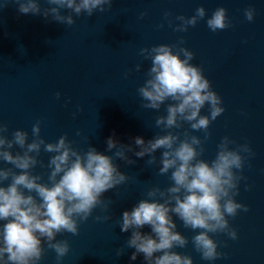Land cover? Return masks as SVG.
<instances>
[{
  "label": "water",
  "instance_id": "95a60500",
  "mask_svg": "<svg viewBox=\"0 0 264 264\" xmlns=\"http://www.w3.org/2000/svg\"><path fill=\"white\" fill-rule=\"evenodd\" d=\"M37 2L42 11L55 7L46 0ZM199 7L206 10L204 20L187 32L173 30L180 23L177 16L191 18ZM220 7L227 10L232 27L213 33L206 20ZM250 7L255 9L252 22L244 15ZM105 8V12L97 11L90 17L74 15L75 24L67 26L42 14H21L15 0H0V123L7 125L6 135L11 139L12 132L22 130L29 134L30 143L33 125L42 121L40 135L47 143L66 135L73 148L82 153L94 147L112 156L115 149L106 151L110 137L118 143L133 144L135 137L147 142L166 134L155 121L166 115L167 103L159 111L142 107L145 101L138 89L148 78L151 61L140 51L178 44L183 39L185 43L179 46L194 54L191 63L202 69L225 109L210 125L201 159L214 160L217 146L226 136L235 141L230 149L248 144L253 155L238 173L245 179L240 181L235 197L249 211L227 217L238 238L213 235L223 255L204 261L191 243L198 231L185 228L174 217L177 231L189 241L185 248L175 251L190 255L193 264H264V0H113L112 8ZM145 12L147 15L140 19ZM165 12L171 13L168 20L173 27L165 20ZM68 14L67 9H61V15ZM160 24L164 27L159 28ZM201 114L208 115L207 106ZM185 130L204 140L202 131H192L186 123L173 131ZM12 151L22 150L15 146ZM51 155L42 148L38 159L43 166L33 170L43 183L48 181L46 165ZM127 155L135 164L119 159L114 163L129 176L128 182L102 196L106 202L113 201L109 211L95 209L88 221L79 225V235L58 234L57 240H67L70 245L60 264H145L143 254L135 261L130 259L135 251L126 247L131 232L123 233L119 220L124 211L146 199L151 188L171 186L170 173L159 175L157 165L146 163L150 157ZM160 155L158 150L157 160ZM7 167L12 165L0 162V168ZM105 215L112 219H95ZM141 231L150 233L151 229L145 226ZM44 247L40 264H57L56 253L46 244ZM119 248H124L122 256H116Z\"/></svg>",
  "mask_w": 264,
  "mask_h": 264
},
{
  "label": "clouds",
  "instance_id": "9594fccd",
  "mask_svg": "<svg viewBox=\"0 0 264 264\" xmlns=\"http://www.w3.org/2000/svg\"><path fill=\"white\" fill-rule=\"evenodd\" d=\"M46 2L55 7L42 11L37 0H15L21 14H42L45 19L51 17L67 26L75 24L74 15L90 17L97 11L105 12V6L111 9L113 5V0ZM61 9H67L69 14L61 15ZM146 15V12L141 13L140 19ZM244 15L252 22L255 9H245ZM170 16V12L164 13L165 20ZM205 17V8L199 7L191 18L177 16L180 23L173 30L187 32ZM206 24L213 33L232 27L223 7L217 8ZM168 25L173 27L171 20ZM184 43L181 39L178 44H162L140 51V55L151 61L148 78L138 89L145 101L142 107L159 111L167 103L166 115L155 121L156 127L166 133L164 135H156L147 142L135 137L134 146L118 143L114 136L110 137L106 141V151L115 149V152L109 156L94 147L82 153L73 148L66 135L55 143H47L40 135L42 121L33 125L30 143L29 134L22 130L12 132L9 139L7 125L0 123V162L12 165L0 168V264H40L45 244L56 253L57 264H60L68 255L70 245L67 240H57L58 234L79 235V225L88 221L95 209L109 211L113 201L106 202L103 194L129 180L114 160L128 165L136 162L127 153L141 159L150 157L146 163L157 165L159 175L170 173L171 181V186L164 190L151 188L146 199L122 213L119 227L123 233L131 232L126 247L135 249L130 257L132 261L143 254L145 264H193L190 255L175 251L185 248L189 241L177 231L174 217L185 228L198 231L191 243L204 261H215L223 255L213 235L223 233L231 240L238 238L227 217L235 218L238 212L249 211L247 206L237 203L235 197L239 194L240 181L245 179L238 173L243 172L246 159L253 155L252 149L248 144L230 149L235 141L226 136L218 144L214 160L201 159L204 141L210 137V125L225 109L202 69L191 63L194 54L179 46ZM140 70L137 65L136 71ZM60 95L56 93L57 99ZM206 106L208 115H202ZM185 123L192 131H202L204 140L189 130L173 131L182 129ZM15 146L22 151L13 154ZM42 148L45 153L53 154L46 165L49 169L46 183L41 182L40 175L33 174L38 165L43 166L38 159ZM158 150L161 151L159 160L155 156ZM95 219L107 221L112 217L105 215ZM145 226L151 229L150 233L141 231ZM123 254L124 248L116 249V256Z\"/></svg>",
  "mask_w": 264,
  "mask_h": 264
}]
</instances>
